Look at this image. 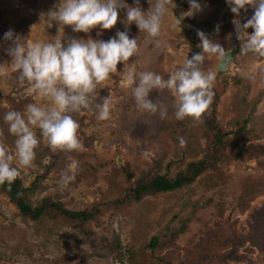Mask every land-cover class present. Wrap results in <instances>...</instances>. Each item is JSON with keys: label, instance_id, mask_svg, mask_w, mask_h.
Instances as JSON below:
<instances>
[{"label": "rangeland", "instance_id": "obj_1", "mask_svg": "<svg viewBox=\"0 0 264 264\" xmlns=\"http://www.w3.org/2000/svg\"><path fill=\"white\" fill-rule=\"evenodd\" d=\"M173 2L159 37L140 32L135 23L127 25L129 37L139 45V53L127 64L167 79L193 51H201L198 31L226 52L235 49L226 71L216 68L222 57L204 61L205 69L216 71L215 113L209 106L198 121L177 120L167 89L149 94L154 103L167 107L165 119L159 112L138 110L118 63V72L97 85L91 107L70 113L80 125L83 150L52 151L34 128L40 143L33 166L21 169L17 178L28 189L29 202L45 204L48 211L36 220L23 217L0 191V264H264V56L241 54L233 23L235 19L242 25L255 9L246 5L236 16L226 0H197L200 10L192 12L189 0ZM59 3L0 0V143L9 150H14L15 136L8 132L5 113H23L29 103L48 102L30 95L28 83L19 81L7 53L11 41L4 40V34L12 30L28 42L62 36L64 43L89 37L107 41L126 30L124 8L111 29L97 25L84 33L64 25L60 31L55 22L49 27L46 15ZM125 3L136 6L134 0ZM139 6L147 11L151 5L140 0ZM247 31L251 34L253 29ZM104 97L111 100L110 117L101 121L96 118V103ZM212 117L224 133L223 149L212 141L214 131L206 133ZM180 137L186 141L183 147ZM202 159L209 161L208 166L190 184L132 198L130 189L142 175L172 178ZM72 160L78 162L75 179L61 187L60 175ZM52 204L99 212L85 221L72 220ZM152 237H158L163 247L150 256L144 250Z\"/></svg>", "mask_w": 264, "mask_h": 264}, {"label": "clouds", "instance_id": "obj_2", "mask_svg": "<svg viewBox=\"0 0 264 264\" xmlns=\"http://www.w3.org/2000/svg\"><path fill=\"white\" fill-rule=\"evenodd\" d=\"M151 5L147 11L139 6L140 0H134L136 6H129L125 0H60L54 10L46 16L49 27L55 22L61 26H72L73 32L89 33L97 25L101 30L111 29L118 20V11L126 9V30L116 32L107 41L103 39H76L62 43V36L50 41H22L21 36L12 30L4 34V40L11 41L7 49L11 57V66L19 72V81L28 83L30 95L43 98L48 103L40 105L29 103L22 112L7 111L3 117L8 132L15 136L14 150L0 143V185L11 184L20 175L21 169L30 168L36 157L35 149L40 143L34 128L40 130V136L52 151L83 150L84 145L78 137L80 125L70 113L88 109L96 101V88L109 79L122 63L120 71L124 85L131 88V95L138 110L150 113L159 112L160 118L167 117V107L157 104L149 98L153 89H167L175 105V118L184 120L191 117L198 121L213 102V84L216 71L205 69L207 57H230L224 47L198 31L201 51L171 71L167 79L153 71L137 72L127 62L139 53L136 38H130L127 25L135 23L140 32L150 37H159L165 16L173 0H148ZM230 11L239 16L246 5L254 7V14L242 25L233 20L237 39L241 43V54L253 53L264 56V0H226ZM190 12L199 11L197 0H189ZM217 26V30H218ZM249 28L253 32L249 34ZM243 30V32H241ZM97 35H100L98 32ZM156 47L161 41L156 40ZM230 51V50H229ZM111 100L102 98L96 103V118L107 120L110 117ZM186 141L179 138L181 147ZM78 162L72 160L68 169L62 171L59 185L66 187L75 179L74 170Z\"/></svg>", "mask_w": 264, "mask_h": 264}, {"label": "trees", "instance_id": "obj_3", "mask_svg": "<svg viewBox=\"0 0 264 264\" xmlns=\"http://www.w3.org/2000/svg\"><path fill=\"white\" fill-rule=\"evenodd\" d=\"M230 10V5L228 6ZM193 49H196L195 42L192 45ZM189 58L192 57L193 54L196 53V51H193ZM214 93V97H215ZM214 100V98H213ZM210 111L215 113L214 110V102L210 104ZM204 116V113L202 114ZM208 123L206 124V133L210 131L215 132V136L212 137V141H216L217 145L219 144V147L223 149V141L221 139V136L224 135L223 132H221L216 125V122L214 121V118L211 119L208 118ZM222 152V150H221ZM220 152V155H221ZM207 160H199V161H193L187 165V167L183 170L178 172L174 177L168 178L165 175H154L152 177H147L145 175H142L137 183L130 189L132 198L138 200L143 195H153L158 192H165V191H172L175 189H178L184 185L190 184L193 182L195 177L208 166ZM27 188L24 187L21 183V181L17 178L9 187L7 183L0 185V191L4 192L10 201L16 206L19 213L26 218H29L31 220H36L41 215L46 213L48 211V206L45 204L39 203L36 206H33L27 196ZM52 207L55 211L59 212L60 214H63L66 216L67 219H80L81 221H85L89 219L92 216H95L98 212L88 213L87 211H70L67 209L62 208L58 204H52ZM255 223H259L254 221ZM259 227V225H257ZM162 244L159 242L158 237H152L149 241L148 245L146 246V249L144 250L145 254H148L150 256L155 255V253L162 248ZM158 261H161L159 258ZM157 264V262H156Z\"/></svg>", "mask_w": 264, "mask_h": 264}, {"label": "water", "instance_id": "obj_4", "mask_svg": "<svg viewBox=\"0 0 264 264\" xmlns=\"http://www.w3.org/2000/svg\"><path fill=\"white\" fill-rule=\"evenodd\" d=\"M235 49H231L230 51H227L226 53L230 55V57L227 58H222L217 65V70L218 71H226L227 70V65L233 60Z\"/></svg>", "mask_w": 264, "mask_h": 264}]
</instances>
